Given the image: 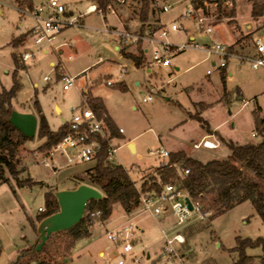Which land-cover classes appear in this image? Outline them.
<instances>
[{"label": "rangeland", "instance_id": "rangeland-1", "mask_svg": "<svg viewBox=\"0 0 264 264\" xmlns=\"http://www.w3.org/2000/svg\"><path fill=\"white\" fill-rule=\"evenodd\" d=\"M47 1L34 0V6ZM62 1L66 6L65 17L78 21L79 25L64 28L52 45L48 42L36 45L33 38L25 34L35 24L29 13L31 10L21 7L17 0H0V8L4 10L0 15V92L14 85L13 54H19L21 59L27 49L34 54L30 61L23 62L25 67L19 71L22 90L13 100V110L32 111L38 116L37 104L41 108L43 105L50 123L58 128L62 118L71 119L70 109L82 103L87 91L102 97L117 127L124 130V139L117 142L120 146L117 163L129 172L139 187L169 160L151 152L187 150L193 158L207 163L226 160L231 154L220 136L237 145L260 141L261 138L252 136L256 130L253 112L259 106L264 116V68L253 69L250 62H242L235 56L223 59L206 52L213 44L231 47L238 38L243 39L242 49L237 50L239 54L253 52L254 39L264 37V17L253 18V4L249 0L226 3L222 14L216 4L208 3L205 14L213 30L209 35L203 33L196 20L181 17L190 7L188 1L175 5L168 13L160 12L166 27L173 23L180 27L179 31L171 33L169 41L188 47L171 53L170 66L158 67L152 63L154 46L144 43L149 53L145 54L141 69L117 50L121 46L118 33L124 27L128 32L148 33L142 30L139 21L142 5L138 0H126L124 4L113 1L114 15L87 13V7L94 3L100 9L97 0ZM152 6L155 9L158 5ZM158 11L150 20L154 27H162L158 23ZM22 36L25 40L14 47L13 40ZM191 36L195 38L193 41ZM45 49L48 54L44 53ZM126 51L139 55L137 46ZM69 54H74L75 60L63 62ZM51 61L56 64L54 67L49 65ZM221 62L227 66L221 68ZM121 72L123 78L118 79ZM63 75L76 79L75 86L68 92L63 90ZM105 78L112 79L115 85H103L101 82ZM121 84L126 85V92L121 90ZM149 96H153V101L144 102ZM243 99L250 104L243 107ZM57 105L63 111L61 116ZM200 114L217 132L211 138L218 141L216 150L193 148L194 142L207 134L200 122L192 118ZM131 141L136 144V151L128 146ZM46 142L37 132L19 152L18 178L32 185L19 186L8 172L6 178L10 182L0 185V264H14L19 251L27 247L25 239L30 241L34 237L33 224L41 215L40 208H47L46 194L56 188L73 189L78 183H86V172L95 165L69 163L58 150L53 157L57 164L53 165L48 151L41 150ZM172 153L175 152L170 155ZM45 161L50 166L44 165ZM140 212L137 208L128 214L118 204L111 218L104 225L93 226L92 236L77 242L72 252L65 249L68 239L62 236L53 242L51 257H43L42 261L119 264L120 260L129 262L137 258L139 264H235L239 254L231 250L237 246L239 238L255 241L264 237L263 221L254 206L247 202L213 220L211 217L193 220L181 231L185 243H175L177 255L168 259L163 232L177 225V218L170 211L159 218L140 215ZM128 221L137 223L141 230L133 238V251L124 254L120 246L108 240L107 233ZM100 251L105 255L99 256ZM247 254L255 258L254 264H262L261 249H249Z\"/></svg>", "mask_w": 264, "mask_h": 264}, {"label": "trees", "instance_id": "trees-1", "mask_svg": "<svg viewBox=\"0 0 264 264\" xmlns=\"http://www.w3.org/2000/svg\"><path fill=\"white\" fill-rule=\"evenodd\" d=\"M138 1L142 5L139 14V21L143 26L142 30L152 34L158 30L150 24L151 14L154 11L152 5L156 3V0ZM235 1L192 0L196 8L205 9V3L216 4L221 14L226 3ZM249 1L253 4V18L260 19L264 17V0ZM112 2L113 0H97V5L106 11L107 6ZM17 3L29 10L34 8L30 0H17ZM24 40L25 36L13 40V46L17 48ZM242 41L243 39H240L238 44ZM128 48L121 50L123 57L133 61L138 69L143 68L146 54L143 45L140 43L137 46L139 55L127 52L126 49ZM230 49L235 50L234 47H230ZM13 59L16 67L14 85L11 89L4 88L0 92V185L10 182L6 178V172H8L18 181L19 186H25L33 183L23 182L18 178L21 162L19 152L30 138L23 135L8 121L13 111V100L22 90V85L18 79L19 71L25 66L19 54H13ZM223 79L225 80V73H223ZM121 90L126 92L127 87L121 85ZM87 104L100 117L107 114L101 99L88 95ZM201 105L206 106L205 104ZM37 113L39 116L38 136L47 140L41 150L49 153L69 132L68 124L64 123L58 131H54L39 104H37ZM253 113L256 130L261 135L258 143L237 145L232 141H226L220 136V140L229 148L231 154L226 160H213L207 163L191 158L182 151L172 153L167 163L158 167L147 182H143L142 190L160 192L165 184H177L187 191L193 201H200L205 209L213 211L210 218L212 220L241 204L249 202L254 206L264 224V118L261 116V111H254ZM192 118L199 121L207 132L213 133L201 114ZM105 122L111 136L113 138L118 137L120 133L115 123L108 116ZM106 157L107 143H105V149L99 155L95 165L87 170V182L85 183L98 189L103 194V199L91 201L79 225L69 231L52 235L40 251L29 247L20 250L14 264H32L34 261L39 264H52L51 262L42 261V258L51 257V246L56 239L62 236L67 238L65 249L72 252L77 242L91 236V227L103 224L110 219L116 205H121L129 214L140 206V192L136 182L123 166L108 164ZM184 170H190V173L182 176L180 172ZM53 192L50 191L46 194L47 208L45 211L40 212L41 215L34 222L35 232L38 224L43 219L59 211V205ZM25 240L27 241V239ZM249 249H261L263 253L262 264H264V237L255 241L239 238L237 246L231 250V252L239 254V259L235 264H254L255 258L247 254ZM53 260L54 258L51 261ZM53 264H63V262L56 261Z\"/></svg>", "mask_w": 264, "mask_h": 264}, {"label": "built area", "instance_id": "built-area-1", "mask_svg": "<svg viewBox=\"0 0 264 264\" xmlns=\"http://www.w3.org/2000/svg\"><path fill=\"white\" fill-rule=\"evenodd\" d=\"M117 3L124 4L126 0H113ZM159 8L161 13H168L175 5L180 4L184 1L190 3V7L187 11L181 14V17H189L196 20L203 30V33L209 35L213 32L212 24H208V17L205 14L207 4L205 3L204 8H196L192 0H158ZM22 14L26 12L20 10ZM100 13L105 14H116V11L112 4H109L107 10L95 8H89L87 13ZM31 17L35 22L28 34L29 37L33 38L36 45H41L43 42H48L52 45L57 35L62 30L69 26L79 25V22H74L65 17L66 6L62 0H48V2L38 5L33 8L30 12ZM180 27L173 23L170 27L162 26L158 28L154 33H134L123 31L121 32L120 38L123 46L132 47L138 46L140 43H149L154 46L151 52L152 63L158 67H168L171 64V53L185 50L187 45H174L169 41L171 33L179 31ZM159 45L161 48L158 49L155 46ZM72 48L71 44L67 45ZM144 47V46H143ZM145 48V47H144ZM253 52L250 54H239L236 50H231L230 47H225L220 44H213L206 49L209 55H217L223 59L231 56L237 57L242 62H250L253 69L264 68V37H256L252 44ZM147 53L149 49L146 47ZM34 57L33 52L28 49L22 54V61L28 62ZM75 60L74 54H69L63 59V62H72ZM227 63L221 62L220 67L225 68ZM57 68V67H56ZM123 78V73H119L118 79ZM45 80H49L45 77ZM75 78L67 75H63L61 82L63 83V90L65 92L70 91L75 86ZM106 86H114L115 83L112 79L105 78L101 82ZM153 101V96H149L144 99V102ZM243 107L250 104L249 101L242 100ZM254 111H262V108L257 106ZM71 119L66 121L68 124L69 132L63 138V140L54 147L48 156L53 161V165L57 162L53 160L55 151H59L61 157H65L69 163L75 162L77 164L95 163L99 155L105 149V143H107V157L106 162L108 164L119 165L117 163V153L120 148L116 144V139L111 136V133L106 125L105 119L107 114L99 116L93 109L89 107L87 103H82L79 106H73L70 109ZM264 118V116H262ZM120 134H124V130L119 129ZM254 138H261L260 133L255 130L252 134ZM196 149L208 148L217 149L219 147L216 143H211L209 140H204L194 146ZM161 158H169L170 152L167 150L160 149L156 152ZM44 165L50 166L48 161L44 162ZM182 176H186L190 173V170H184L180 172ZM140 192V206L138 207L141 212L140 215L151 216L159 218L167 212H171L177 218V225L172 226L168 230L163 232L165 241L167 243L168 259L175 258L177 255V249L174 247L175 243L184 244L185 237L181 231L188 226L193 220H205L213 215V211L205 209L204 205L200 201H193L187 191L177 184H165L160 192L156 190L143 191L142 186H137ZM189 198L193 210H190L186 203V199ZM45 211L40 208V212ZM131 214V213H130ZM177 227V228H176ZM176 228V229H175ZM141 230L137 223L128 221L117 228L107 233V238L117 246L121 247L124 254L131 253L134 249L133 238L137 231ZM137 258L126 261L120 260L119 264H139Z\"/></svg>", "mask_w": 264, "mask_h": 264}, {"label": "water", "instance_id": "water-1", "mask_svg": "<svg viewBox=\"0 0 264 264\" xmlns=\"http://www.w3.org/2000/svg\"><path fill=\"white\" fill-rule=\"evenodd\" d=\"M8 121L27 138L32 139L37 135L39 118L33 113L13 110ZM131 150L134 151V145H131ZM54 196L57 199L59 211L38 224L37 241L30 246L36 251H40L52 235L69 231L79 225L89 203L103 199V194L98 189L84 183L74 189L57 190ZM186 203L190 210H193L189 198L186 199Z\"/></svg>", "mask_w": 264, "mask_h": 264}, {"label": "crops", "instance_id": "crops-1", "mask_svg": "<svg viewBox=\"0 0 264 264\" xmlns=\"http://www.w3.org/2000/svg\"><path fill=\"white\" fill-rule=\"evenodd\" d=\"M31 1V3H32V5H33V7L35 8V6H34V0H30ZM48 2V1H47ZM46 3V2H45ZM41 4H44V3H41ZM41 4H39V5H41ZM156 5H158L157 6V8H155V9H153L154 11L152 12V14H151V17H153V15L155 14V12H156V10L158 9L159 11H158V17H159V20H158V23H160V25H162V26H165V24H163V19H162V17H161V14H160V8H159V1L158 0H156V3H155ZM154 4V5H155ZM38 6V5H37ZM95 8V7H97L96 6V3H94V4H92V5H90V6H88L87 7V10L89 9V8ZM153 7V6H152ZM4 13V10L2 9V8H0V15H2ZM107 13V12H106ZM105 13V14H106ZM109 14V13H108ZM107 15V14H106ZM23 24V23H22ZM24 25V24H23ZM34 26H35V24H34ZM156 28H160V27H156ZM124 30H125V27H124ZM123 30V31H124ZM123 31H121V32H123ZM125 31H127V30H125ZM29 32V31H28ZM28 32L27 33H25V34H27L28 35ZM121 32H119L118 34H120ZM28 37V36H27ZM195 38L193 37V36H191L190 37V40H194ZM241 38H238L237 39V41L235 42V44L234 45H231V47H234V49L237 51L238 49H242V42L240 43V44H238V41L240 40ZM123 49V45H122V43H121V46L120 47H117V50H122ZM145 49V53L146 54H148L147 53V51H146V48H144ZM44 53L45 54H48V50L47 49H45L44 50ZM49 65L50 66H52V67H54L56 64H55V62L54 61H51L50 63H49ZM214 65V64H213ZM136 67V66H135ZM137 68V67H136ZM176 69L177 70H179V68L178 67H176ZM149 72H150V69L148 70ZM121 85H124V84H121ZM35 86H37V85H35ZM124 86H126V85H124ZM113 87V86H112ZM90 92V93H89ZM88 95H91V96H93V97H95V98H99V99H101L102 101H103V103H104V105H105V108H106V111H107V116L115 123V125H116V127H117V124H116V121H115V119L113 118V116H112V114H111V112L109 111V109H108V107H107V105H106V103H105V101L103 100V98L102 97H99V96H94L93 94H92V92L91 91H87L86 92V95H85V97L82 99V103H87V96ZM81 103V104H82ZM42 105V104H41ZM57 107V110H59L60 111V113L58 112V115L59 116H61L62 114H63V111H62V109L57 105L56 106ZM42 109H43V112H44V114L46 115V117H47V119H48V121H49V123H50V120H49V118H48V115H47V113H46V109H45V107L42 105ZM22 112V111H21ZM24 113H33L32 111H26V112H24ZM34 114V113H33ZM36 115V114H35ZM61 121H62V125L66 122V119L65 118H62L61 119ZM50 125H51V127H52V129L54 130V131H58L61 127H62V125H60L58 128H54L53 126H52V124L50 123ZM117 129L119 130V129H121V128H118L117 127ZM212 130V129H211ZM212 134H210L209 132H207V134L205 135V136H203L202 137V139L199 141V142H194V144H193V148L194 149H196L194 146L196 145V144H199L200 142H202V141H204V140H209L211 143H216V144H218L217 142L218 141H215V140H212L211 138H212V136H213V134H215V133H217L215 130H212ZM116 139V144H118L117 142L118 141H121V140H123L124 138H123V134H120L118 137H116L115 138ZM249 143H253V142H249ZM131 145H134V151H136V149H137V146H136V144L134 143V142H130L129 144H128V146L130 147V149H131ZM205 149H208V148H205ZM163 150H165V149H163ZM208 150H216V149H208ZM168 151V150H167ZM185 152V153H187V155H189V157H192L193 158V156L190 154V152H188L187 150H178V151H168V152ZM195 159V158H194ZM81 184H83V183H81ZM85 184V183H84ZM78 185H80V183H78V184H76V187L78 186ZM67 189H72V188H67ZM74 189V188H73ZM57 190H62V189H59V188H56L55 189V191H57ZM54 191V192H55ZM129 214V213H128ZM112 216V215H111ZM111 218V217H110ZM106 223V222H105ZM105 223H103V224H97V225H104ZM96 226V225H95ZM92 229H93V227H91L90 228V234H91V236H92V233H91V231H92ZM115 229V228H114ZM143 231V230H142ZM109 232V231H108ZM90 236V237H91ZM37 238H38V235H37V232H35L34 231V237L30 240V241H28L27 240V247H30L32 244H34L36 241H37ZM105 255V253H104V251H100L99 252V256H104Z\"/></svg>", "mask_w": 264, "mask_h": 264}]
</instances>
